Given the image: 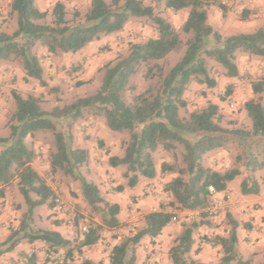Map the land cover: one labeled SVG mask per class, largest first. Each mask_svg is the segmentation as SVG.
<instances>
[{"label": "trees", "instance_id": "16d2710c", "mask_svg": "<svg viewBox=\"0 0 264 264\" xmlns=\"http://www.w3.org/2000/svg\"><path fill=\"white\" fill-rule=\"evenodd\" d=\"M208 1L162 0L164 9L173 12L187 10L179 29L146 0H90L83 17L75 10L71 19L61 1H57L50 11L40 10L35 0L9 2L8 15L16 17V28L10 33L0 31V62H19L23 80H35L41 87L48 88L49 85L36 46L45 48L48 54L74 53L102 36L122 31L133 17L151 21L157 35L130 43L126 53L117 54L100 67L101 83L95 93L61 106L44 109L39 95L22 96L15 88L11 89L14 110L6 123L8 134L0 136V198L15 185L25 210L17 227L9 229L7 237L0 241V258L23 240L27 243L41 241L47 259L63 250L59 264H73L76 252L95 245L104 231L116 232L124 225L119 218L121 206L106 199L100 186L81 172V167L88 164L89 152L73 146L71 128L85 115L102 117L112 133L128 132V138L121 143L122 154L107 158L110 167L123 168L125 183L117 186V191L134 188L141 178L153 179L158 174L170 177L162 187L168 200L160 202L156 210L143 213V225L120 236L108 253V264H135L136 248L141 239L157 237L175 220L176 211H196L206 207L210 200L209 186L219 193H226L228 183L239 175V169L233 167L219 171L206 166L203 163L206 154L225 149L230 140H237L246 153L245 165L252 166L253 170L264 167V105L260 100L251 98L243 104L251 122L249 130L222 126V114L214 103L190 111L184 117L179 115L180 110L186 108L183 94L192 79L208 88L216 86L206 66L208 59L218 64L228 78L239 75L238 53L264 60V20L251 32L224 36L208 22ZM218 6L225 15L226 8ZM248 14L245 9L241 17L246 18ZM182 35L187 38L184 40ZM180 45H184L182 56L173 66L165 68L160 62ZM140 69H143L145 80L156 82L127 102L123 93L130 88V78ZM251 87L254 93H264V75L258 81H251ZM232 89L228 86L226 94L229 95ZM61 120L66 122V130L57 129V122ZM39 131H51L54 135V147L48 154L49 173H60L79 184L81 198L90 216L88 232L81 237L68 239L58 231L32 226L37 207L46 205L54 214V191L33 166L37 156L33 136ZM95 140L100 148L105 146L102 139ZM179 148L180 159L176 154ZM158 149L173 156L171 162L162 161L159 169L154 157ZM258 154L261 161L256 162ZM247 180L245 177L240 182L241 194L257 195L260 191L258 180L253 179L250 184ZM206 217L208 215L201 212L198 220L181 223L168 248L171 264H206L190 255L194 232L199 226L214 225ZM225 219L226 235L215 236L208 242L220 246L222 257L219 264L233 261L245 264L236 259L239 223L229 212ZM74 224L78 226L77 220ZM262 258L259 264H264V253ZM22 264L42 263L35 253H30ZM78 264L104 262L85 258Z\"/></svg>", "mask_w": 264, "mask_h": 264}, {"label": "rangeland", "instance_id": "374dc122", "mask_svg": "<svg viewBox=\"0 0 264 264\" xmlns=\"http://www.w3.org/2000/svg\"><path fill=\"white\" fill-rule=\"evenodd\" d=\"M89 0H66V9L69 12L68 18H72L73 11L77 10L83 17L85 11L88 9ZM147 4H152L155 6L163 17H165L170 23L179 29L183 21L187 16V10H180L178 12H173L171 10L164 9L162 0H146ZM222 5L226 8L225 15H222V10L218 5ZM6 5V0H0V13L2 14V8ZM9 9V8H8ZM249 11L246 18H242L241 15L243 10ZM8 13V10L6 11ZM6 15V14H4ZM12 16L8 15L6 18L7 24L5 29H0L7 33L12 32L10 29V20ZM264 20V0H209L208 1V22L213 26L214 29L218 30L222 35L228 36L231 34H237L240 32H251L257 27H259ZM3 23H1L0 28ZM13 25L16 28V17L13 16ZM157 33L154 25L151 21L145 18H131L123 30L118 32L111 41H107L99 46V50L96 55L103 54V59L95 64H92L88 75V79L78 78L80 75L81 65L70 66V71H65L64 69H57L55 73L51 72L49 65L51 58L48 54L42 52L40 46H36L35 50L40 57V61L44 67V77L47 80L51 90L46 87H41L37 81L30 80L29 82L23 79L17 80L16 78L7 84H1L0 94L3 97V102L5 104V109H8V114L6 119L2 122L0 127V134L4 135V130H7L6 123L14 110V102L11 96V89L15 88L22 96L27 94L39 95L42 98V107L44 109H51L55 105H63L69 103L74 99L86 95L93 94L97 91L101 83V72L98 71L107 61L114 58L119 53H126L130 43L144 41L148 38L156 37ZM185 40L187 35H182ZM184 52V45H180L179 48L170 52L167 57L160 63L165 67L169 68L173 66L182 56ZM95 55V54H94ZM237 65L239 69V75L234 77V81H230L232 78H228L222 74V68L212 60H207L206 66L209 70L211 77L216 81V86L212 88L206 87L204 83L199 82L197 79H192L189 83L191 87L188 89V94L184 92L183 97L186 100V108L181 109L179 115L184 117L190 111H195L207 106L208 103H212V99L219 100V111L222 114L221 125L229 129H243L249 130L251 126L250 119L247 116L246 111L243 109V104L245 101L254 98L260 100L264 105V93H254L251 87V81H258L264 75V60L256 57L250 56L245 53H238L237 55ZM13 65L14 70L21 69L19 62L12 61L9 62ZM143 69H140L135 75L130 78L129 85L126 91H124L123 96L127 102H130L133 97L145 91L149 86L155 84V80H145L142 77ZM17 75H15L16 77ZM79 81H85L78 84ZM20 82V83H18ZM232 86V91L229 95L226 94L227 87ZM186 91V90H185ZM93 117L92 115H85L84 118L78 120L72 124L71 132L73 133V146L77 147L76 144L80 140L86 141V149L89 152V161L86 166L81 167V172L90 180L95 179L97 184L100 186L103 196L106 199H110L114 196V199H118L123 206V215L125 225H129L127 232L136 229L137 227L143 225V212L139 209H135L133 203L137 202L136 196L132 195L126 197L122 195L123 192L117 191V186L124 184L125 179L122 175L123 168L121 167H110L107 158L109 155H119L122 153L121 143L124 139L128 138V132H122L119 134L110 132V140L116 142L113 145L104 146L100 148L97 145L94 135L89 132V128L97 127V129L104 126V120L102 117H93L94 120L89 119ZM58 130H66L67 124L65 121L57 122ZM108 130V129H107ZM6 131V132H7ZM109 131V130H108ZM33 143L37 153L38 158L35 159L37 162L34 167L37 171L45 178V180L51 185L54 196L57 194L61 196L64 200L70 203V206L74 207L75 214L72 215L70 212H66L64 215L52 214L51 209L46 205L37 207L34 210L32 225L38 227L37 225H70L73 228V233L71 234V239L76 237H81L78 226L81 224L87 225L89 220L88 209L86 208L83 201L78 200L79 184L72 181L70 178L61 175L60 173L56 175H51L49 173L48 167V154L54 147V135L51 131H39L33 136ZM119 146V147H118ZM108 152H107V151ZM121 150V151H120ZM181 149L176 150L177 158L180 159ZM156 163L159 164L162 161H173V156L171 153L164 152L162 150H157L154 153ZM246 153L243 151L242 143L237 140H230L228 146L225 149H221L215 152H210L203 157V163L206 166H210L216 170L222 171L225 169L236 167L239 169L240 173L231 182L228 183L229 189L226 193H229L232 197L231 204L227 203L222 197V205L218 212L213 215L206 217L208 221H212L214 225H227L225 215L227 212L231 213L238 223L241 225H251L254 232L262 233V227L258 223L254 222L253 216H246L249 209L257 210L258 202L250 200L248 197L244 196L240 192V182L243 178L247 177V183L250 184L253 179H257L262 184L264 183V167L261 169L253 170L252 166L247 167L245 165ZM261 161V157L258 154L256 156V162ZM94 164V168L90 165ZM169 179V178H168ZM156 183V184H155ZM164 180L159 176L156 181L151 185L154 190H150L152 198L158 203L162 201H167L168 196L162 191L164 185ZM146 185V186H147ZM151 188V187H150ZM11 198V209L17 211V213H11L9 225H16L19 223L22 212L25 210V204L21 195L19 194L15 185L9 187L6 191ZM260 192V191H259ZM259 194V193H258ZM257 194V195H258ZM255 196V195H252ZM18 197L20 202H18ZM142 198V196H140ZM17 198V199H16ZM139 198V197H137ZM126 200V203H125ZM197 211V212H196ZM196 211H176L175 220L172 222L173 226L179 227L184 221L198 220L201 210ZM17 215V216H16ZM253 223L250 222L251 219ZM77 220L78 226L75 227L74 221ZM56 222H60L56 224ZM255 223V224H254ZM208 227V226H206ZM246 227V226H245ZM259 227V228H256ZM247 228V227H246ZM11 229V227H9ZM228 229L224 228V230ZM118 234V233H117ZM176 235V233H173ZM115 237L116 234L112 232L104 231L102 233L101 239L95 244L90 246L89 250H95L94 252H99L100 255L103 254L102 260L106 257L108 258V248L111 245L110 237ZM125 235V234H123ZM215 232H209L204 228L198 231L196 236L197 253H201L205 248H212L209 240H213ZM109 238V240H108ZM252 237L248 238L247 246H245L243 254L238 251L237 257L244 261L245 264H259L262 262L263 258L259 255L264 253L263 248L257 245L258 238H255V242L249 244ZM33 249V250H32ZM36 248L29 247L26 251L21 250L19 255L15 258L8 259L7 264H22L26 255L30 253H35ZM86 248H82L80 253H75L73 256V264H78L82 253ZM243 250V249H242ZM36 254V253H35ZM63 250L57 254H52L50 258H46L45 253L41 256L40 261L42 264H59L63 256ZM104 257V258H103ZM220 262V261H219ZM156 264H162L160 262H155ZM108 264V263H106ZM219 264V263H218ZM230 264H236L235 261Z\"/></svg>", "mask_w": 264, "mask_h": 264}, {"label": "crops", "instance_id": "0c3cea01", "mask_svg": "<svg viewBox=\"0 0 264 264\" xmlns=\"http://www.w3.org/2000/svg\"><path fill=\"white\" fill-rule=\"evenodd\" d=\"M10 1L11 0H6V5L3 6V8H2V14L0 13V25H1V23H3L2 24L3 26H1L0 29H3V28L5 29V27H6V24H7L6 18L8 17V13H6V11L9 8V2ZM57 1H61L64 3V5H66V0H35V4L42 11H45V10L50 11L51 8L53 7V5ZM89 4H90V0L88 3V7H89ZM4 14H6V15H4ZM9 26H10V29L12 31L15 29L14 25H13V16H12V19L10 20ZM116 34L102 36L100 39L90 42L83 49H81L77 52H74V53L67 52V53H57V54L51 53V54H48L45 48H42V52H44V54H48L51 57V58H49L50 59L49 65H52L50 68L51 72L55 73V71L57 69H64L65 71H70L69 67L77 64L78 66L81 65L80 69L83 66V69L80 71V75L78 78L88 79L90 77L88 75V71L90 70V67L92 66V64H95V63L101 61L104 57L103 54L98 55V56L96 55V52L99 50V46H101L103 43H105L107 41H111ZM10 64L11 63H9V62H0V85L3 83L7 84V85L10 83V85H11L10 80L13 81L15 78L17 80L23 79L24 73L22 72V70L21 69L14 70V72H13L14 67H13V65H10ZM42 66H43V64H42ZM15 75H17V76L15 77ZM230 81H234V79L232 78V79H230ZM14 82H15V80H14ZM18 83H20V82H18ZM190 87H191V84L188 85V89ZM0 88L2 90H4V87L2 88L0 86ZM188 89H186V91H185L186 94H188ZM185 96H187V95H185ZM212 103L219 105V100L218 99H212ZM8 112H9L8 109H5L3 97L0 94V127H1L2 122L6 119ZM89 119L94 120L93 117H89ZM6 131L7 130H4V135L0 134V136H6L8 134V131L7 132ZM89 132L92 135H94L95 137L102 139L103 142L105 143L104 144L105 146H108V144L113 145L116 142V140H114V141L110 140L111 139L110 138V131L107 130L105 124H104V126L100 127V129L99 128L97 129V127L89 128ZM86 143H87L86 141L80 140L76 144V146L86 149ZM121 154L122 153H120L119 155H121ZM37 158H38V156H36L35 159H37ZM36 162L37 161L34 160L33 166ZM90 165L93 167V169H95L94 168L95 166L93 163H91ZM159 166H160V163L157 164L158 169H159ZM159 176L162 177V180H164V182H166L168 180V178H170L169 175H162V174H158L153 179L141 178L139 183L134 188H125L122 195H124L126 197H129L132 195L136 196L137 202L136 203L134 202L133 206L135 209L136 208L139 209L140 212L147 213V212L156 210L158 208L159 203L157 201H155L152 198V194H150L151 193L150 190L153 191L154 188L151 185H147V184L153 183L154 181L157 180V178ZM90 180L97 183V181L95 179H90ZM121 184H123V183L121 182ZM259 184H260V192L258 195H255V196L247 195L246 196L250 200L258 202V204H259L258 209L257 210L249 209L246 216H253L254 222L258 223L259 226L262 227L263 232L262 233L254 232L253 229H255V228H253L251 225L239 224L238 228H237V237H238L237 248H238V251H240V252L244 251L245 246H247L246 239L248 240V238H250V237H252V239L249 241V244L255 242V238L257 237L258 238V241H256L257 245L261 246L262 248L264 246V183L262 184L261 182H259ZM228 189H229V187H227L226 192L228 191ZM223 193L224 192L219 193V196L222 195ZM77 194H78V200L82 202L83 200L81 198L80 193H77ZM142 195L144 198L140 197ZM137 197H139V198H137ZM108 200L111 202H116L121 206L119 218L124 223V221H123L125 219L124 215H123V213H124L123 212V206L124 205L118 199H114V196ZM18 202H20L19 197H18ZM125 203H126V200H125ZM10 205H11V198L9 197L8 193L5 192L4 197L0 198V241L4 240L7 237L8 233H9V227H11V228L17 227L16 221H15L14 225H9V221H10L9 215L11 213L19 214L17 211H13L11 209ZM250 222L253 223V220L251 219ZM125 224L126 223H124L122 228H120L118 231L112 232V233L116 234V238L112 237L110 235L111 236L110 237L111 245L109 246L110 248H108V252L110 251L111 247L115 243H117V241L119 240L121 235L128 233L127 228H129V225H125ZM32 226L34 227V225H32ZM37 226L38 227H34V228H43V229L58 231L64 237H66L68 239H71L70 236L73 233V228L70 225L48 224V225H37ZM227 227H228L227 225H222V226L213 225L210 227H206L205 225H202V226H199L198 231L201 230V228H204L205 230H207L209 232H215V234H219V236H223V235H226V233H227L228 229L224 230V228H227ZM256 228H259V227H256ZM179 230H180V226L179 227L173 226V224L171 223L168 226H166L157 237H155L153 239H150L149 237L142 238L141 241L139 242V244L137 245V248H136L137 258H136L135 264H156L155 262L158 263L160 261H161V263L163 262L162 264H171L169 259H168V248L171 244V239L174 236L173 233L177 234L179 232ZM198 231L194 232V234H193L194 244H193L191 252H190L191 257L194 258L195 260L201 261V262L206 263V264H218L221 257H222V251H221V248L219 245H212L211 249L205 248L201 253H197L196 248H197L198 242L196 241V236L198 235ZM108 240H109V238H108ZM29 247L36 248L35 253H36L38 261L41 263L39 258H41L43 253H45L43 242L35 241L33 243H27L26 241L23 240L20 243H18V245L16 246V248L13 251L4 254L0 258V264H7L8 259L15 258L17 255L20 254L19 252H21V250L25 249V251H26ZM83 248L84 249L86 248V250L82 253V257L80 258V261L82 259H85V258H90V259L95 260V261L102 260L103 254L100 255L99 252H94L95 250L91 251L88 249L89 247H83ZM242 254H243V252H242ZM262 256H263L262 254L259 255L260 258H262ZM19 257H20V255H19ZM103 262H104V264L108 263V260L106 257L103 259Z\"/></svg>", "mask_w": 264, "mask_h": 264}, {"label": "built area", "instance_id": "2783aa9c", "mask_svg": "<svg viewBox=\"0 0 264 264\" xmlns=\"http://www.w3.org/2000/svg\"><path fill=\"white\" fill-rule=\"evenodd\" d=\"M208 191L210 195L209 204L206 207L202 208L201 212H204L209 216H213L218 212L223 201H222V197L219 196V192H217L213 186H209ZM222 196L227 203L231 204L232 197L229 193H224ZM66 212H70L72 215H74L75 214L74 207L70 206V203H68V201L64 200L61 196L56 194L54 197L53 213L62 216ZM79 232L80 235H84L85 233L88 232V226L81 224L79 226ZM48 257L50 258L52 256L49 255Z\"/></svg>", "mask_w": 264, "mask_h": 264}]
</instances>
